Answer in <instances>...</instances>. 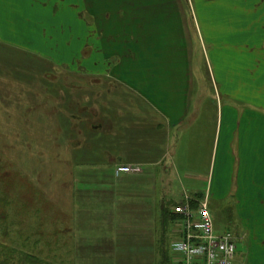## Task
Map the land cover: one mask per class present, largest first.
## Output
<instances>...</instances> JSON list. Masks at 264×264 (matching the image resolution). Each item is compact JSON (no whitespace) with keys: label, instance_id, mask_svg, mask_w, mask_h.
I'll return each instance as SVG.
<instances>
[{"label":"rangeland","instance_id":"obj_1","mask_svg":"<svg viewBox=\"0 0 264 264\" xmlns=\"http://www.w3.org/2000/svg\"><path fill=\"white\" fill-rule=\"evenodd\" d=\"M262 4L0 0V263L92 260L91 253L75 252L82 249L75 238L62 234L69 217L60 210L71 209L75 193L61 184L76 179V140L91 131L94 112L115 117L109 102L121 100L131 109L146 103L130 66L150 63L154 55L183 110L205 103L214 121L222 104L211 189L229 196L222 206L210 202L209 211L217 229L235 233L231 224L240 209L245 226L257 233L254 248L245 250L247 262L240 253L236 262L264 264V187L252 184L254 173H243L252 146L246 125L253 121L254 128L258 113L264 117ZM244 182H250L246 189ZM172 259L167 252L160 264Z\"/></svg>","mask_w":264,"mask_h":264},{"label":"crops","instance_id":"obj_2","mask_svg":"<svg viewBox=\"0 0 264 264\" xmlns=\"http://www.w3.org/2000/svg\"><path fill=\"white\" fill-rule=\"evenodd\" d=\"M257 1L258 5L264 2ZM260 29H264V23ZM140 93L146 103L131 109L121 100L116 101L118 105L109 102L115 117L111 111L105 118L94 112L91 131L77 137L76 179L61 184L75 193L71 209L60 210L69 217L62 234L66 232L67 237L77 240L76 245L82 249L76 253H91L93 257L74 259L73 264H160L167 252L173 258L171 264H178V257L171 250L181 238L176 208L189 199L194 205L205 203L209 209L210 202L222 206L229 196L223 191L218 196L211 189V167L217 155V116L220 107L223 119L222 104L215 108L213 121L210 114L214 111L206 112L205 103L191 102L183 110L178 98L167 112ZM256 115L254 128L253 121H246L250 124L246 125L245 136L252 146L244 156L247 163L243 173H254L252 184L264 187V117ZM244 116V112L238 116L240 123ZM244 158L238 160L239 165L244 164ZM119 166L136 170L117 174ZM249 184L244 182L242 189ZM236 189L239 191V186ZM240 205L237 201L238 208ZM244 215L237 209L236 222L231 224L237 230L241 261H246L245 250L254 248L257 233L245 226ZM214 227L217 233L227 231L217 229L215 224Z\"/></svg>","mask_w":264,"mask_h":264},{"label":"built area","instance_id":"obj_3","mask_svg":"<svg viewBox=\"0 0 264 264\" xmlns=\"http://www.w3.org/2000/svg\"><path fill=\"white\" fill-rule=\"evenodd\" d=\"M120 172H129L121 168ZM179 216L180 240L172 250L180 258V264H233L236 250L234 236L225 232L217 234L205 204L192 209L188 203L176 210Z\"/></svg>","mask_w":264,"mask_h":264},{"label":"bare ground","instance_id":"obj_4","mask_svg":"<svg viewBox=\"0 0 264 264\" xmlns=\"http://www.w3.org/2000/svg\"><path fill=\"white\" fill-rule=\"evenodd\" d=\"M152 59L154 55L151 56ZM150 63H140L130 66L134 74L131 76L133 84L140 87L144 95H148L149 100L159 108L170 111V104H175L174 98L167 88L169 76L162 67L154 64V59ZM153 75V76H151Z\"/></svg>","mask_w":264,"mask_h":264},{"label":"flooded vegetation","instance_id":"obj_5","mask_svg":"<svg viewBox=\"0 0 264 264\" xmlns=\"http://www.w3.org/2000/svg\"><path fill=\"white\" fill-rule=\"evenodd\" d=\"M82 122V121H81Z\"/></svg>","mask_w":264,"mask_h":264},{"label":"trees","instance_id":"obj_6","mask_svg":"<svg viewBox=\"0 0 264 264\" xmlns=\"http://www.w3.org/2000/svg\"><path fill=\"white\" fill-rule=\"evenodd\" d=\"M1 264V263H0Z\"/></svg>","mask_w":264,"mask_h":264}]
</instances>
